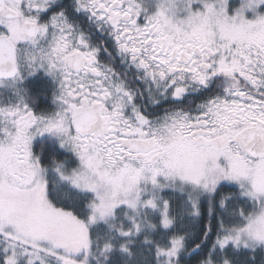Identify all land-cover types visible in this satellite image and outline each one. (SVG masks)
I'll return each instance as SVG.
<instances>
[{"label": "snow or ice", "instance_id": "6c2138e0", "mask_svg": "<svg viewBox=\"0 0 264 264\" xmlns=\"http://www.w3.org/2000/svg\"><path fill=\"white\" fill-rule=\"evenodd\" d=\"M0 264H264V0H0Z\"/></svg>", "mask_w": 264, "mask_h": 264}]
</instances>
